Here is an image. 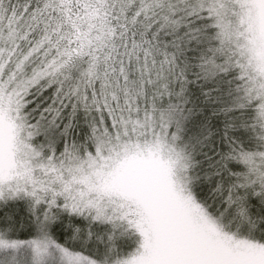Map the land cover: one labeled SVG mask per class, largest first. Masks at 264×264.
<instances>
[{
  "label": "snow or ice",
  "instance_id": "1",
  "mask_svg": "<svg viewBox=\"0 0 264 264\" xmlns=\"http://www.w3.org/2000/svg\"><path fill=\"white\" fill-rule=\"evenodd\" d=\"M0 264H264V0H0Z\"/></svg>",
  "mask_w": 264,
  "mask_h": 264
}]
</instances>
